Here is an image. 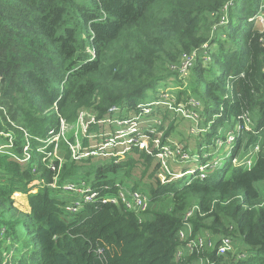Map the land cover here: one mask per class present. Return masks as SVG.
<instances>
[{
	"label": "trees",
	"instance_id": "trees-1",
	"mask_svg": "<svg viewBox=\"0 0 264 264\" xmlns=\"http://www.w3.org/2000/svg\"><path fill=\"white\" fill-rule=\"evenodd\" d=\"M261 16L264 0H0L1 261L5 253L4 264H264ZM194 50L189 90L178 96L202 102L200 129L208 130L190 178H162L156 148L73 157L82 111L95 121L114 106L137 111ZM230 136L223 163L216 153ZM54 148L64 158L57 171L44 161ZM82 181L106 198L141 192L150 207L138 213L97 200L71 213L78 194L64 186ZM16 194L29 210L16 206ZM195 206L189 220L215 247L178 258ZM223 237L235 249L226 255L217 252Z\"/></svg>",
	"mask_w": 264,
	"mask_h": 264
},
{
	"label": "built area",
	"instance_id": "built-area-1",
	"mask_svg": "<svg viewBox=\"0 0 264 264\" xmlns=\"http://www.w3.org/2000/svg\"><path fill=\"white\" fill-rule=\"evenodd\" d=\"M261 18L263 19L264 24V17L261 16ZM196 59L197 51L194 50L192 53L183 57L180 65L174 66L173 70H177L180 76H183L184 79H187L190 69L194 66ZM174 98V94L170 93L166 97L162 98L161 101H158L155 106L158 107L159 105H163L165 106V110L178 111L191 119L195 118V111L199 109V114L200 109H202V103L196 98H192L188 103L183 102L178 106L174 105ZM153 106L154 105L152 104H141L138 106L137 111H135L133 115L129 117L121 115L120 117L113 116L114 114H116L115 110H118L117 107L114 106L109 110L106 117L97 121H95L96 117L91 112L94 115V122L96 123H99L100 121H106L108 118H110L109 123L113 124L111 118L116 117L115 123L117 129L112 133L91 134L90 138H87L89 139V147L84 146L83 141L80 140V142L76 139V143L70 145L73 152V157L76 159H81L89 155H102L103 158L117 157L126 154L128 151H131L134 146H139L140 148L146 150L148 153L154 154L153 148H156L158 152L155 156L160 163V176L162 178H166L167 176H165L164 174H168L170 176L177 175L176 169L173 170L170 163L183 162V164H185L194 162L191 161L193 158L187 150L184 151L182 148H178L177 155L179 156V159H176L173 150L175 145L169 143L168 141L163 143L160 142V140L157 138V136H160V130L158 129L159 121L150 116L153 112ZM85 111L88 113L90 112L87 110ZM85 111H82L80 113L78 122H80L81 116ZM197 124H199V122H197ZM58 141V136L50 138L46 141V146L48 147L54 142L58 143ZM150 146H152L153 148ZM27 149L28 147L26 148V151ZM26 156L28 159L29 154L26 153ZM55 160L58 161V165L55 164ZM44 161H47L48 167L51 170L57 171L61 167L63 159L58 155V149L54 148V150L47 153V155L44 157ZM192 170L195 171V169H187L185 171L187 172L186 175L191 174L193 172ZM201 176L203 177L204 174H202ZM64 188L65 190L68 189L75 192V194H78V198L72 201V204H69V206H67V210H69L71 213H77L83 208L84 204L93 203L97 200H100L102 203H122L125 205L127 210L135 211L138 213L147 211L151 203L150 198H148L141 192H132L131 194L126 195L123 190H121L117 197H102L101 193L99 192L100 188L91 187L85 181H82L80 183L70 182L68 185L66 184ZM106 188L109 189V187ZM16 195L18 196L19 194ZM195 209L196 207L193 209V211H189L187 213L184 227L179 232L180 239L184 243L185 247H182L178 251V258H181L184 255L185 250L192 251L194 249H199L205 251L206 249H208V247H215L213 246V241L211 240L212 237L208 232L204 234L200 232L195 233L194 227L189 220ZM234 250L235 249L232 240L228 237H223L221 239V243L217 249V252L220 255H226L228 252H233ZM245 256V252L238 253L239 258ZM202 264H215V261L207 259L206 262L202 261Z\"/></svg>",
	"mask_w": 264,
	"mask_h": 264
},
{
	"label": "rangeland",
	"instance_id": "rangeland-1",
	"mask_svg": "<svg viewBox=\"0 0 264 264\" xmlns=\"http://www.w3.org/2000/svg\"><path fill=\"white\" fill-rule=\"evenodd\" d=\"M257 19L259 20L257 23L259 29L264 30L263 19L261 17H257ZM189 85H190L189 81L184 79L183 76L179 75V77H171L168 79L167 82H163L158 86L157 94H155L154 90H151L149 92V98H150L149 101L141 103V104H152V105H154L153 106V112L151 113L150 116L159 121V130H160L159 134H160V136H157V138L162 143L168 141L169 143L175 145L173 150H174L176 159H179V156L177 155V149L178 148H182L183 150L189 149L194 154L193 159L191 160L194 162L185 163V164H182V165H179L176 167L177 175L170 176L168 174H164L165 176L169 177L170 181L173 179L174 180L178 179L179 177L180 178L181 177L190 178L192 174L186 175L187 172H185V170L195 169V171H196L197 169H199L200 166H199L198 160H197L198 159V152H197L198 149L197 148H198V144H199L200 139L204 137L203 131L205 130V136H206L207 135L206 131L208 129L201 130L200 129L201 128L200 123L197 124V122H200L202 120L201 113L199 112V114H198L199 109L197 111H195V113H194L195 118L191 119V118L183 115L182 113H180L178 111L165 110V106L159 105L158 107H156L155 104L158 101H161L162 98L166 97L170 93L174 94V96H175L174 102H173L175 106H178L179 104H181L183 102H186V100L180 99L178 95H179L180 91L186 90ZM188 90H189V87H188ZM192 98L193 97H191L187 100H190ZM141 104H139V105H141ZM138 106H137V108H138ZM117 109L118 110H115L116 114H114L113 116H119V113H121V116H128L129 117V116L133 115V113L135 112V111H131V112L127 113V115H124V113H125L124 109H122L121 107H117ZM191 113H192V111H191ZM109 119L110 118H108L106 121H100L96 126H94L93 125L95 123L94 122V115L91 112L88 113L85 111L81 116L80 122H78L76 124L75 133H73V135L75 134V137L78 141H80V140L82 141L83 139L85 141V137L90 138L91 134L112 133L117 129V126L115 123L116 117L111 118L113 121V124L109 123ZM67 127L68 126L66 125V123L62 122V133L68 131ZM169 130H170V132H169ZM203 140H205V138H203ZM160 142H159V144H160ZM218 142L219 141L216 140V143H218ZM227 142H228L227 143L228 145H225L223 148H222V146H220L218 152L216 153V158L222 159L223 163L230 157V150L231 149H230L229 143L231 142V136L229 137V140ZM85 144H86V146H88L86 142H85ZM88 144H89V142H88ZM150 147H152V146H150ZM69 148L71 149L70 146H69ZM72 154H73V152H72ZM58 155L61 156L62 159H64L63 156L60 154V150L58 151ZM96 157L102 158V155H98ZM192 171L195 172L194 170H192ZM140 172H141L140 170H136V173L138 175ZM259 186L264 191V183L259 184ZM14 198H15V202H16L17 207H19L23 211L29 210L28 198L26 196H15ZM3 256H4V260L1 261V259H0V263H3V264L8 263L10 261L9 258L11 256V254L6 255L5 253H3ZM199 264H202V261Z\"/></svg>",
	"mask_w": 264,
	"mask_h": 264
},
{
	"label": "clouds",
	"instance_id": "clouds-1",
	"mask_svg": "<svg viewBox=\"0 0 264 264\" xmlns=\"http://www.w3.org/2000/svg\"><path fill=\"white\" fill-rule=\"evenodd\" d=\"M185 171H186V170H185ZM193 173H194V172H193ZM193 173H191V174H193ZM112 204H114V203H112ZM195 207H196V206H195ZM195 207H193V208H192L191 210H189V211H193V209H194ZM197 210H198V208L196 207V209H195V211L193 212V214H195V212H196ZM189 211H188V212H189ZM188 212H187V213H188ZM193 214H192V215H193ZM186 215H187V214H186ZM191 217H192V216H191ZM189 219H190V218H189ZM190 222H191V221H190ZM192 225H193V224H192ZM193 227H194V226H193ZM194 231H195V229H194ZM195 233H197V232H195ZM179 237H180V236H179ZM181 248H182V247H181Z\"/></svg>",
	"mask_w": 264,
	"mask_h": 264
}]
</instances>
